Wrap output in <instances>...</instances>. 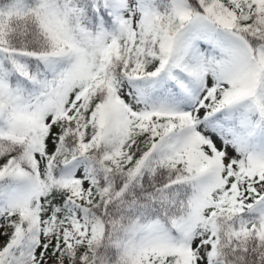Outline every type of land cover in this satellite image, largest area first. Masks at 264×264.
<instances>
[{
    "label": "snow or ice",
    "instance_id": "1",
    "mask_svg": "<svg viewBox=\"0 0 264 264\" xmlns=\"http://www.w3.org/2000/svg\"><path fill=\"white\" fill-rule=\"evenodd\" d=\"M0 264H264V0H0Z\"/></svg>",
    "mask_w": 264,
    "mask_h": 264
}]
</instances>
